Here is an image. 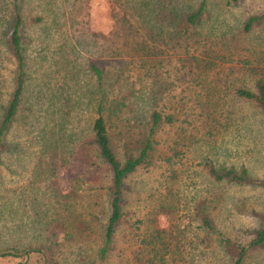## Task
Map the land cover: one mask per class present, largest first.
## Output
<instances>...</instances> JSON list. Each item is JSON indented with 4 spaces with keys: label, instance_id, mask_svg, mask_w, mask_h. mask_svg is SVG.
<instances>
[{
    "label": "rangeland",
    "instance_id": "1",
    "mask_svg": "<svg viewBox=\"0 0 264 264\" xmlns=\"http://www.w3.org/2000/svg\"><path fill=\"white\" fill-rule=\"evenodd\" d=\"M150 1L141 4L139 0H127L133 4L131 16L125 13L128 8L124 0H21L26 21L23 31L28 36L27 86L30 89L36 82L44 81V86L51 82L48 76L53 74L46 72L43 44L48 41L53 46L60 40L79 39L85 27L97 33L93 37L95 48L111 44L121 52L128 45L134 46L129 51L143 50L140 53L148 71L138 72L136 68V72H129L132 87L141 95L133 100V112L125 113L128 122L121 120L126 116L114 119L108 130L117 156L122 158L125 150L120 134L131 141L144 132L148 110L153 106L147 97L149 91H162L156 106L164 112L172 111V118L160 122L153 133V149L125 177L123 218L115 228L106 258L97 264H226L214 233H209L206 240L202 238L203 232L191 213L205 194L212 195L209 213L215 230L234 237L255 225L264 212V180L260 181L264 177V114L252 101L234 94L236 86L253 89V80L264 71V22L253 24L247 31L241 29L248 14L264 9V0H209L207 21L194 28L192 41L182 45L167 39L168 25L162 28L166 44L158 34L157 40L148 37L151 13H143ZM176 1L187 7L197 2ZM162 2L165 0L155 9L166 8ZM8 7V0H0V28L9 15ZM136 11L143 13L140 16ZM36 13L43 15L40 24L27 21ZM120 14L128 22L116 24ZM129 22L132 35L127 32ZM84 49L81 55L94 52L89 46ZM148 49L152 50L146 54L144 50ZM12 66V58L0 41V103L11 86ZM76 75L67 83L65 94L71 102L66 113L55 118L51 115L41 95L46 93L45 87L36 101L27 89V100H23L7 134L19 146L0 159V247L5 246L0 251L16 254L0 255V264H77V250L95 247L92 232L70 231L78 217L88 219V212L102 204L104 185L109 181L103 165L93 169L88 164L92 145L87 140L94 113L92 78L81 68ZM57 76L54 74V78ZM51 127L53 134L48 132ZM50 140L52 150L47 148ZM127 146L135 144L129 142ZM205 157L215 163L245 166L252 182L212 181L202 165ZM65 226L70 236L63 240L59 229ZM156 226L166 227L169 234L171 245L164 254L163 248L154 254L140 240L151 239ZM39 235L55 236L60 241L57 260L42 263L37 253L32 251L27 257L19 250ZM11 242L17 247H6ZM146 258L151 263H146ZM243 264H264V251H253Z\"/></svg>",
    "mask_w": 264,
    "mask_h": 264
},
{
    "label": "trees",
    "instance_id": "2",
    "mask_svg": "<svg viewBox=\"0 0 264 264\" xmlns=\"http://www.w3.org/2000/svg\"><path fill=\"white\" fill-rule=\"evenodd\" d=\"M139 1L141 4H144L150 0ZM161 1L151 0L150 7L146 12H135L140 16L141 13L146 15L151 13L152 20H150V26L147 31L148 37L152 40H157L158 34L159 39L166 44L167 42L163 39L165 32L164 30L162 31V28L168 25L169 31L166 37L173 41L174 44L182 45L181 42L189 43L190 40L192 41L195 38L193 35L194 28L203 25L207 21L209 0H197L195 6L192 7H187V4L181 5L182 3L176 0H165V2H162V5L166 8L162 10L161 8H158L159 10L155 9ZM20 2L21 0H8L9 15L2 20L0 28V41L13 62L10 77L11 86L7 92L5 101L0 103V159L2 155L11 152L19 146V142H12L7 134L18 116V112H20L23 100H27L25 93H28V90L33 93V101H36L40 89L45 87L46 93L41 95L47 100L45 103L47 104L46 108L49 109L48 111H50L53 117L54 115L59 117L67 112V108L71 102V98L65 92L69 80H73L77 76V70L81 68L82 72H86L92 78L90 93L94 113L89 125L90 139L87 140L92 145V155L88 164H92L93 169H97L99 165H103L109 172V181L104 185V201L102 204L95 208L93 207L88 212V219L78 217L76 223L71 220L75 224L70 231L76 229L79 232L86 229L87 232L90 231L95 234L96 243L94 249L90 251L86 250L87 248L85 250H77L76 258L79 260L77 264H97L106 258L108 250L112 246L115 228L123 218L122 190L125 177L135 170L141 162L146 160L149 151L153 149L155 142L153 133L155 129L161 121L172 118V111L164 112L162 108L156 106L158 105L156 100L160 99L163 95L161 90L154 89L149 91L147 97L153 106L148 110L144 132L131 141H127L123 133L120 134L121 144L124 145L125 150L122 158H119L114 150L108 130L114 119L126 116L121 120L124 119L128 122L129 117L125 113L129 111L133 112V105L135 104L133 100L135 97L138 98L141 95L138 89L132 87L133 81L129 80V76L132 73L129 72L135 71L136 68L137 71L138 69L148 71L149 66H145V61L141 57L142 53H140L143 50L137 48L136 51H129L134 46L128 45L125 52H121V50L117 49V46L113 47L111 44L105 45L104 49L95 48L94 44L96 43L93 37L97 33L89 28V30L85 29V27L82 30L85 34L82 33L83 35L79 39L76 38L73 41L60 40L58 44L53 46H49L48 41L43 44L41 49L48 61L45 69L47 74H53L48 76L52 79L51 82H47L46 86H44V81L42 83L36 82L33 88L29 89L27 84L30 74L28 73L29 66L26 65L25 57L28 36L23 31V24L26 21L21 12ZM123 4L124 7L128 8L125 13L132 16L129 9L133 4H129L127 0H124ZM42 19L43 15L36 13L31 15L27 21L31 20V23L40 24ZM124 22H128V19L123 14H120L115 21L116 24ZM263 22L264 9L248 14L242 21L241 29L247 31L253 24ZM139 24H142L141 20ZM127 25V32L132 35L133 25L131 22L127 23ZM85 46H89L90 50L94 49V52L91 53L89 51L87 54L81 55L86 50L84 49ZM151 50H144V52L149 54ZM154 53L153 51L152 54L154 55ZM254 68L257 70L256 67H251L253 71H255ZM54 74H58L60 77L54 78ZM59 78L64 80H59ZM234 94L252 101L264 114V71L260 72L259 76L253 80V89L236 86ZM54 131L53 127L48 128L50 134H53ZM51 137L49 136V138ZM130 138H132V135ZM50 141L47 148L52 150L51 148L54 147V144L52 140ZM129 142L134 143L135 146L128 147L127 144ZM202 165L207 176L212 181L243 184L250 183L253 180L252 176L248 174L247 168L241 164L235 166L232 163H215L212 159L205 157L202 160ZM72 180H74L73 176L70 177V190L73 187ZM263 180L264 177L260 179V181ZM213 198L212 195L208 197L205 194L197 202V206L193 207L194 210L191 214L197 219V226L203 232L202 238L206 240L209 233H214V240L222 256L226 258V264H243L246 257L253 251H264V212L258 215L255 225L246 228L240 235L231 237L215 230L209 213V206H211ZM95 202L96 200L93 201V204H96ZM65 207L67 208L68 206L65 205ZM160 208L162 212L166 213V209H163L164 207ZM166 230V227L156 226L153 228L151 239L140 240L145 241L144 247L147 246L154 254L159 252L160 248H163L162 253L164 254V251L168 250L171 245V241L168 239L169 234ZM70 231H68L66 226L65 228H60L61 239H67L70 236ZM155 238L156 240H154ZM59 242L55 236L39 235L33 242L22 245L19 250L27 253V257L33 251L38 254L41 262L45 263L49 260H57V245ZM6 247L16 248L17 246L11 242L7 243ZM162 253H158V256L162 257ZM2 254L14 255L16 253L1 250L0 255ZM25 260L24 258L22 262H25ZM145 261L146 263H151L148 258Z\"/></svg>",
    "mask_w": 264,
    "mask_h": 264
}]
</instances>
